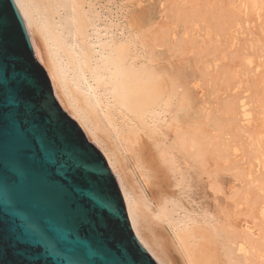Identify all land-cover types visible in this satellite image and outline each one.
Here are the masks:
<instances>
[{"label": "bare ground", "instance_id": "6f19581e", "mask_svg": "<svg viewBox=\"0 0 264 264\" xmlns=\"http://www.w3.org/2000/svg\"><path fill=\"white\" fill-rule=\"evenodd\" d=\"M114 1L18 0L63 98L105 155L156 261L264 264V177L255 165L264 160V131L251 135L253 146L242 153L232 131L240 120L237 104L221 108L216 119L200 112L179 70L158 58L169 32L156 22L134 36L128 29L136 20L130 16L128 27L116 21L107 6ZM249 4L257 11L264 0ZM260 101L264 110V95ZM248 115L246 109L242 118ZM226 171L242 186L232 208L199 212L185 203L196 181L214 185ZM170 186L179 196L172 197Z\"/></svg>", "mask_w": 264, "mask_h": 264}, {"label": "water", "instance_id": "95a60500", "mask_svg": "<svg viewBox=\"0 0 264 264\" xmlns=\"http://www.w3.org/2000/svg\"><path fill=\"white\" fill-rule=\"evenodd\" d=\"M0 12L5 20L3 84L7 89L14 78L28 77L23 98L34 112L24 120L23 136L31 151L59 141L68 150L82 149L85 161L75 192L63 183L64 161L43 151L27 175L0 191L3 264H159L135 230L124 192L105 155L63 98L22 6L18 0H0ZM7 121L6 113L0 164L10 171L21 138ZM13 228L27 236L23 250Z\"/></svg>", "mask_w": 264, "mask_h": 264}, {"label": "rangeland", "instance_id": "374dc122", "mask_svg": "<svg viewBox=\"0 0 264 264\" xmlns=\"http://www.w3.org/2000/svg\"><path fill=\"white\" fill-rule=\"evenodd\" d=\"M115 1L107 5L108 9L112 10L114 18L117 15L115 20L123 25H130L131 17V20H136L135 24H131H134L133 27L129 26L128 29L134 36L140 35L146 26L147 30L149 25L156 22L162 29L164 27L166 34L169 32L166 45L157 51L158 58L164 60L162 63L167 66L179 70L188 92L195 95L200 112H208L216 119L218 117L215 118V115L221 114L223 107L237 104L240 120L232 131L236 129L234 133L241 136L238 142L242 153L248 145L251 148V135L264 131V110L260 101V96L264 95V92L261 94V89L264 90V7L256 11L249 4L251 0ZM257 1L262 3V0ZM110 13L107 10L103 12L104 15ZM138 27L144 31L137 29ZM174 46L180 47L179 53L172 51H176ZM170 56L174 58L171 60ZM246 109L250 115L242 118ZM151 130L158 136L154 128ZM142 133L152 147V141ZM262 161H255V165L259 174L264 177V160ZM164 173L166 174L165 171ZM234 178L232 171L218 173L213 178L216 180L214 185L213 180L202 178L186 192L184 201L199 212L208 207L216 212L230 209L233 207L234 197L242 189ZM170 189L172 197L179 196L180 191L176 186H170Z\"/></svg>", "mask_w": 264, "mask_h": 264}, {"label": "snow or ice", "instance_id": "6c2138e0", "mask_svg": "<svg viewBox=\"0 0 264 264\" xmlns=\"http://www.w3.org/2000/svg\"><path fill=\"white\" fill-rule=\"evenodd\" d=\"M19 26V21L16 22ZM4 31L5 20L2 12H0V131H2L5 124V115H8L7 123L17 132L20 136V143L14 151V155L11 163V170L5 168L3 164H0V191L14 186L18 182V178H22L27 175L32 167L36 165L37 155L43 151L50 155L55 154L56 158L63 160V183L66 189L70 192H75L79 187L77 183V177L84 168V155L83 150L79 147H73L68 150L63 147V143L59 141H53L51 143H44L42 148L37 147V152L31 151V144L27 138L23 136L24 120L31 116L34 112V106L24 100L23 98V85L28 77L14 78L9 82V86L6 89L3 80L5 77L4 70ZM22 31V30H21ZM2 155V153H0ZM3 212L0 211V216ZM13 235L16 238L18 248L23 250L25 247L24 241H27L26 234L20 230L13 228ZM3 239V219H0V242ZM3 250L0 247V264H3L2 260ZM25 264H39L38 261H25ZM115 264H120L119 261Z\"/></svg>", "mask_w": 264, "mask_h": 264}]
</instances>
